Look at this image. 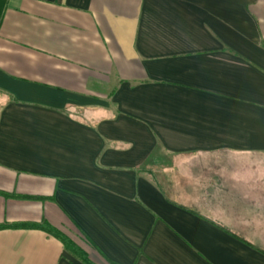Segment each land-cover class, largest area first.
<instances>
[{
    "label": "crops",
    "instance_id": "1",
    "mask_svg": "<svg viewBox=\"0 0 264 264\" xmlns=\"http://www.w3.org/2000/svg\"><path fill=\"white\" fill-rule=\"evenodd\" d=\"M0 192V264H264V0H0Z\"/></svg>",
    "mask_w": 264,
    "mask_h": 264
},
{
    "label": "trees",
    "instance_id": "2",
    "mask_svg": "<svg viewBox=\"0 0 264 264\" xmlns=\"http://www.w3.org/2000/svg\"><path fill=\"white\" fill-rule=\"evenodd\" d=\"M0 194L6 196V197H19V196H14V195H9L6 193L0 192ZM31 198V197H27ZM35 199V198H34ZM7 226H0V229H3ZM12 228H23V229H39L42 231H45L46 233L58 238L65 248L69 251H71L73 254L81 258L86 264H96L94 263L88 256V254L81 248L79 247L69 236H67L64 232L59 230L58 228L52 226L50 223L47 221L41 222V223H25V224H15L11 226Z\"/></svg>",
    "mask_w": 264,
    "mask_h": 264
}]
</instances>
